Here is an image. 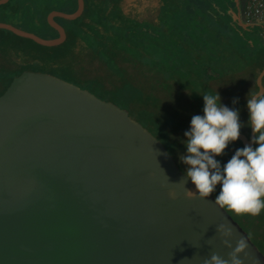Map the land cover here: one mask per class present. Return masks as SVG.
Listing matches in <instances>:
<instances>
[{"label": "water", "instance_id": "95a60500", "mask_svg": "<svg viewBox=\"0 0 264 264\" xmlns=\"http://www.w3.org/2000/svg\"><path fill=\"white\" fill-rule=\"evenodd\" d=\"M77 1L74 12L48 14L57 37L0 28L60 45L67 33L55 18L80 17L85 1ZM263 76L264 68L255 94ZM252 137L251 128L239 140L252 145ZM182 179L165 146L126 110L71 82L24 72L0 95V264H203L231 251L217 233L221 223L233 229V247L247 240L244 264H264L216 195L189 198L185 187L195 185Z\"/></svg>", "mask_w": 264, "mask_h": 264}, {"label": "trees", "instance_id": "16d2710c", "mask_svg": "<svg viewBox=\"0 0 264 264\" xmlns=\"http://www.w3.org/2000/svg\"><path fill=\"white\" fill-rule=\"evenodd\" d=\"M84 1L85 8L80 17L73 20L60 16L55 18L67 33L66 40L57 46H44L32 39L0 28V95L7 91L18 76L24 72H30L52 75L84 88L86 85L88 88L89 84L96 83V86L104 92L96 96L102 100L112 101L123 108H128V105L137 104L142 100L141 89L132 82L123 80L110 89L92 76L82 73L83 77H79V69L83 68L82 70L85 71L87 64L92 63L89 59L93 58L92 60L96 59L101 66L107 68L108 74L124 78L128 71L126 64L131 62L130 60L139 61L142 58L141 49L143 51L147 49L150 40L155 39V33L144 30L145 27L141 22L126 16L122 8V0ZM164 1L166 7L163 19L159 25H151L161 28L160 32L155 34L160 47L158 52L161 53L155 59L160 61V65L155 63L149 66H153L155 70H157L155 66H159L160 71L178 78L177 82L182 86H196L195 92L200 90L201 84L205 85L209 79H212L216 72L219 75H229L238 69L241 71L248 68L254 69L259 59L254 45L250 44L240 32H238L240 35L238 33L235 35L233 31L230 33L226 29L217 30L212 22H207V19L203 17L207 14L204 2L203 6L198 3L195 7L194 3H186L189 0ZM77 7V0H9L0 5V22L11 23L43 38H54L59 35V32L49 24L48 14L53 10L71 13ZM174 13L182 18L173 20L170 24V17ZM214 20L218 19L214 17ZM182 21H184L183 25H180ZM180 30L185 32L186 38L180 37ZM238 37H240V43L237 41ZM130 47H134L135 53L141 55L133 58L128 53L131 50ZM175 50L179 54L172 56V59L176 61L171 63L169 53L175 54ZM121 52L122 54H119ZM146 52L149 53L150 59L155 57L152 55L154 51ZM263 67L255 72V78ZM255 86L257 90L258 87L256 84ZM143 110L131 113L153 134L158 135V128L151 126V124L158 125V120L151 112ZM159 118L163 124L168 123L166 117ZM181 150L179 145L169 151L173 158H176ZM217 160L220 161L221 166L224 165L222 155L217 157ZM219 190L220 185H217L214 194L218 195ZM235 216L242 221L243 218L247 220L248 215L235 214Z\"/></svg>", "mask_w": 264, "mask_h": 264}, {"label": "clouds", "instance_id": "9594fccd", "mask_svg": "<svg viewBox=\"0 0 264 264\" xmlns=\"http://www.w3.org/2000/svg\"><path fill=\"white\" fill-rule=\"evenodd\" d=\"M202 96L203 115L192 116L190 129L184 133L187 151L180 160L188 167L186 179L178 183L185 186L190 180L196 191L185 187V195L199 199L208 198L220 185L215 205L236 215L258 216L264 211V91L247 98L248 123L253 131L252 145L255 147L246 145L237 149L223 166L215 157L223 155L228 145L239 139L242 127L239 111L222 105L218 92ZM236 102L234 99L233 103ZM169 195L175 198L176 193L170 192ZM217 233L222 244L231 251L227 259L213 252L203 260V264H244L241 254L247 258V240L240 237L233 247V229L224 223L217 226Z\"/></svg>", "mask_w": 264, "mask_h": 264}, {"label": "rangeland", "instance_id": "374dc122", "mask_svg": "<svg viewBox=\"0 0 264 264\" xmlns=\"http://www.w3.org/2000/svg\"><path fill=\"white\" fill-rule=\"evenodd\" d=\"M183 22L184 21L180 22V25H183ZM141 23L142 26L145 27L144 30L146 31H151L152 33L156 34L161 30L160 27H152L147 23ZM179 28L176 29L178 30ZM180 31V37L183 36L184 38H186V35L184 34L185 32H183V30ZM155 34V39L150 40V44H147V49L145 51L141 49L140 52L142 55L140 53L136 54L134 50L135 48L130 47L131 50L128 53L131 54L133 58L139 57L140 55L142 58H140V60L138 59L139 61L130 60L131 62L135 63L134 65L131 62H128L126 64L128 71L124 78H119L115 74H108L107 68L105 66L103 67V65L101 66L99 61H97L96 59L92 60L93 58L89 59L92 63L87 64V66L85 67V71L82 70L83 68L79 69L80 73L78 76L83 77L82 73H84V75L86 74L87 76H92L97 81L103 82V84H105L110 89L117 86L118 82H122L123 80L132 82L135 86H137V88L141 89L142 100L137 104L132 103L131 106L128 105V108H123L122 106H119L112 101L108 102H111L113 105L119 107L120 109L126 110L129 117L139 122L146 130H148L163 146H165L167 152L172 157L174 156L169 150L171 148L173 150V147H178L180 145V148L182 150L179 151L178 157L174 159L178 168L181 171L186 172L188 166L180 160V156L186 154L187 151L184 143V141L186 140L184 133L190 129V121L192 116L203 115L204 101L202 95L208 93L215 94L216 92H218L221 97L220 103L222 105L227 106L230 109L239 111V119L242 125L240 133L247 137L250 136L251 126L248 123L249 116L247 109V98L248 96L255 94L256 86L254 75L255 72H257L261 67L264 66V50L261 51V48L257 49V47H255V50L258 51L257 57L259 59H257V64H255L254 69L248 68L242 71L238 69V71H233V73L229 75H219L216 72L215 76L212 79H209L205 85L201 84L199 86L200 90L195 92L194 87L196 86H182L178 84V78H176L175 76L171 77L170 75H167L165 71H160L161 69L159 68V66H155L157 70H155L153 66H149L155 63L160 65V61H158V59H155L161 54H159L158 52V49L160 50V47L158 46V39ZM162 44H164V42ZM153 46L155 47V50ZM148 50L154 51L152 53V55L155 56L154 58L150 59L149 53L146 52ZM119 54H122V52ZM178 54L179 53H177L175 50V54L169 53V57L172 59L173 55ZM174 61L176 60L172 59L171 63H173ZM120 64H122V62H120ZM196 79H198V77H196ZM179 80L181 81L180 78ZM89 85V87H91V91L90 89H88L89 87L87 88V85L85 88L80 87L79 85L76 86L91 92L95 96L96 94L104 93L99 89L100 87L96 86V83H92ZM234 99H236V103H233ZM143 109L151 112L154 115L153 117L158 120V125L151 124L153 128H158V135L156 133L153 134L149 130V128H147L139 119L137 120L135 117H133V112L141 110L144 111ZM159 117H166L168 119V123L163 124V122H160L161 120ZM171 141L173 143V146ZM242 145L245 146L244 143L239 139L235 142H231L222 155L223 163L226 164L228 160H230L231 157L235 154V151L237 149L243 148ZM251 146L255 147V145ZM228 213L242 226V228L247 232L254 244L264 255V211H262L260 215L255 217L248 215L246 216L247 220H244L243 218L242 221L238 219L235 214H232L229 211Z\"/></svg>", "mask_w": 264, "mask_h": 264}, {"label": "crops", "instance_id": "0c3cea01", "mask_svg": "<svg viewBox=\"0 0 264 264\" xmlns=\"http://www.w3.org/2000/svg\"><path fill=\"white\" fill-rule=\"evenodd\" d=\"M203 2L207 10V14H204L203 17L207 19V22H212L216 29H226L230 31V33L233 31L235 35L240 32V34H243L254 47H257V49L261 48V51L264 50V9L258 10L259 5L264 6L260 4H264V0H189L186 3H194L196 7L198 3L203 6ZM136 4L137 0H122L123 11L126 14H130V10L135 7ZM209 11L213 14H210ZM126 16L136 19L131 15ZM214 17L218 20H214ZM178 18H182V16L175 13L171 15L170 24L173 23V20L176 21ZM154 20L156 21L157 18ZM138 21L141 22L140 20ZM234 29L237 32H235ZM237 41L240 43V37H238ZM255 84L257 85V77L255 78Z\"/></svg>", "mask_w": 264, "mask_h": 264}, {"label": "flooded vegetation", "instance_id": "af4514ba", "mask_svg": "<svg viewBox=\"0 0 264 264\" xmlns=\"http://www.w3.org/2000/svg\"><path fill=\"white\" fill-rule=\"evenodd\" d=\"M165 7L166 3L164 0H137L136 6L130 10V14H126L125 12L124 14L131 15L149 25H159L160 21L163 19ZM155 18H157L156 21L154 20Z\"/></svg>", "mask_w": 264, "mask_h": 264}, {"label": "built area", "instance_id": "2783aa9c", "mask_svg": "<svg viewBox=\"0 0 264 264\" xmlns=\"http://www.w3.org/2000/svg\"><path fill=\"white\" fill-rule=\"evenodd\" d=\"M260 4L264 5L263 3H260ZM261 9H264V6L259 5L258 10H261Z\"/></svg>", "mask_w": 264, "mask_h": 264}]
</instances>
